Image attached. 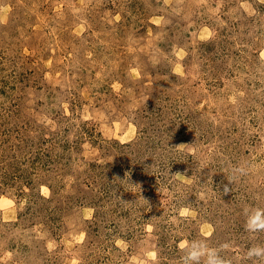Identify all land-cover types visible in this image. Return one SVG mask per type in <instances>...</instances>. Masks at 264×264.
I'll use <instances>...</instances> for the list:
<instances>
[{
    "label": "rangeland",
    "instance_id": "obj_1",
    "mask_svg": "<svg viewBox=\"0 0 264 264\" xmlns=\"http://www.w3.org/2000/svg\"><path fill=\"white\" fill-rule=\"evenodd\" d=\"M257 211L264 0H0V264H264Z\"/></svg>",
    "mask_w": 264,
    "mask_h": 264
},
{
    "label": "clouds",
    "instance_id": "obj_2",
    "mask_svg": "<svg viewBox=\"0 0 264 264\" xmlns=\"http://www.w3.org/2000/svg\"><path fill=\"white\" fill-rule=\"evenodd\" d=\"M249 228L252 230L264 229V212L257 211L249 218ZM185 247L188 249L184 258L185 264H200L201 257H206L205 264H226L215 250L209 249L203 242L193 241ZM262 255H264V249H254L249 252V256L259 257Z\"/></svg>",
    "mask_w": 264,
    "mask_h": 264
}]
</instances>
